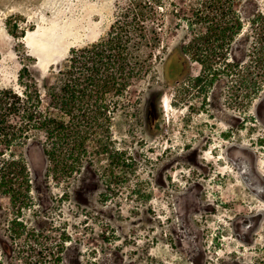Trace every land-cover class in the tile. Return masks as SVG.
<instances>
[{
	"label": "rangeland",
	"instance_id": "1",
	"mask_svg": "<svg viewBox=\"0 0 264 264\" xmlns=\"http://www.w3.org/2000/svg\"><path fill=\"white\" fill-rule=\"evenodd\" d=\"M221 1L243 29L203 68L183 51L191 0H0V92L28 67L47 105L71 50L114 31L139 63L81 173L46 176L42 131L0 133V264H264L261 220L236 223L262 206L257 172L234 160L264 168V0Z\"/></svg>",
	"mask_w": 264,
	"mask_h": 264
},
{
	"label": "trees",
	"instance_id": "2",
	"mask_svg": "<svg viewBox=\"0 0 264 264\" xmlns=\"http://www.w3.org/2000/svg\"><path fill=\"white\" fill-rule=\"evenodd\" d=\"M227 20L221 0H191L187 25L192 40L183 45V51L196 57L203 68L211 67L215 57L205 49L211 48L212 39H222L227 33L234 38L243 29L240 15ZM127 44L119 31H114L98 43L73 48L67 64L43 85L49 96L47 105L28 67L19 72L21 93L12 89L0 92V133L9 131L11 135L5 134L9 141L12 137L22 141L33 130L42 131L47 177L70 178L81 173L91 161V142L100 153L108 149L110 142L105 143L101 131L110 130L121 98L135 85L139 66ZM256 62L264 65L262 59ZM257 82L255 86L261 83ZM10 114L22 122L9 124ZM59 263L58 259L54 262Z\"/></svg>",
	"mask_w": 264,
	"mask_h": 264
},
{
	"label": "flooded vegetation",
	"instance_id": "3",
	"mask_svg": "<svg viewBox=\"0 0 264 264\" xmlns=\"http://www.w3.org/2000/svg\"><path fill=\"white\" fill-rule=\"evenodd\" d=\"M235 165L239 166L240 169L244 174H247L249 178L251 172H257V179H255L252 182L248 183V186L254 190L257 191V195L261 200V207H258L257 209H249L246 211V214L239 216V218L236 219V223L239 226V228H242L247 232V238L250 235L251 230L256 226V224L261 220L260 227L261 229L264 228V168L256 167L254 166V162L250 161L247 162V160L243 159L242 156H237L234 158ZM263 200V201H262ZM209 205L212 203H208ZM202 205V204H201ZM205 205V204H204ZM245 213V212H244ZM239 234V233H238Z\"/></svg>",
	"mask_w": 264,
	"mask_h": 264
}]
</instances>
